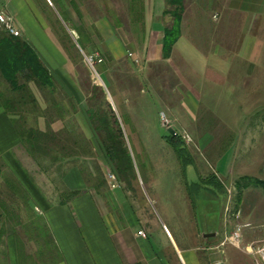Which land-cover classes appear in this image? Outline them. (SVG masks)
Returning a JSON list of instances; mask_svg holds the SVG:
<instances>
[{"label": "rangeland", "instance_id": "obj_1", "mask_svg": "<svg viewBox=\"0 0 264 264\" xmlns=\"http://www.w3.org/2000/svg\"><path fill=\"white\" fill-rule=\"evenodd\" d=\"M147 1L149 4L152 2ZM185 1L187 7L185 18L188 20L192 18L195 39H201L200 33L203 35L207 26L209 29L212 28L209 36L213 38L211 45L214 49L222 48L225 41L235 44L239 30L237 31L233 25L244 22L245 17L242 14L217 10L215 5L220 0ZM52 2L54 5L49 0H37L38 8L43 16L53 22L51 25L53 32L59 30V40L63 42L75 64L78 84L89 83V87L92 84L103 91L100 95L97 92L87 94L86 110L89 106L103 104L102 109L109 112V107L104 102L107 101L122 129V142L130 159H122L125 170L123 176L118 177L114 171L115 167L104 152L99 135L93 131V136L87 128L84 131L73 122L64 124L65 130L59 133L55 142L59 146L50 151V156H61V153H65L69 169L78 167L81 170L87 190H93L96 194L100 192L102 204L106 202L103 197L109 191L125 195L124 206L130 207V212L141 218L142 226L153 231L154 238L159 244L172 237L179 248L190 246L194 248L205 244L208 240L205 237L208 236L207 232H215L216 229L222 243L229 244L231 234L239 225H244L237 223V218L240 217L239 222L249 225L242 234L246 230L247 234L253 233L250 238L254 241L244 245L241 240L239 249L251 255L244 246L256 243L254 247H257L264 243V240L255 241L258 237L262 238L264 233V89L260 92L262 102L257 108L224 109L221 102L216 100L219 96V93H216L217 97L199 100L197 115H192V120L185 115L184 123L178 121L179 124H174L168 113L178 111L179 96L187 95L188 99L192 100V94L196 99L199 95L193 91L189 95L185 83L180 77L175 76L174 70L183 67L180 61L171 58L172 56H165L163 61L146 66L145 61L141 59L143 45L140 42L135 45L134 50L132 45H127L130 51L125 53L126 56L112 61L111 64L101 50L103 45L98 42L93 44L96 42L93 38L89 40V37H86L91 41L94 53L90 55L84 49L86 47L84 32H94V23L99 19L115 21L119 27L118 34L127 30L131 39L137 38L136 27H132L131 24L138 22L144 25L143 21L146 19H143L145 14L142 11V0H115V8L114 4L109 6V0L64 2L52 0ZM166 3L165 0V6ZM203 5L209 10L205 11ZM66 6L71 17L69 20L64 10ZM220 15L221 18L218 17ZM165 22L166 25L171 24L170 16L166 17ZM259 22L264 23V19ZM75 25L81 28L78 30L80 37L84 35L80 42L75 39L76 36L72 39L67 31L70 27H77ZM3 30L1 28L0 32ZM222 31L225 33L224 36ZM261 33L260 37L264 38V29ZM20 37L22 38V34ZM198 44L201 47H209L203 43ZM97 55L102 59L101 63L98 59L95 60ZM90 58L95 61L94 68L88 61ZM209 65L215 67L212 60ZM195 66L198 69L201 64L194 61L192 68L195 69ZM104 68L108 71H103ZM260 79L264 85L263 74ZM192 80L196 81L195 77H192ZM45 96L50 101L53 98L56 100V104L50 102L47 110L51 118L70 119L66 116L67 108L62 104L64 99L61 92H56L55 96L46 93ZM39 112V107L31 102L23 107L20 115L33 117ZM161 113L167 116L170 126H163ZM235 127L238 130L237 135L228 130ZM117 129L118 126L115 125L114 130ZM169 129L176 132L177 140L183 145L185 154L181 158L169 143L172 136L168 132ZM241 133L246 134L249 140H253L251 146L243 142L242 147ZM201 136L203 139L200 142ZM231 151L235 154L230 156ZM223 160L226 163L231 160L233 162L228 177L227 173H221L224 178L218 176L216 172L220 161ZM39 161L43 162L44 159L40 158ZM58 162L47 158L41 163L39 172L44 175L52 190L64 192ZM215 176L219 180L218 183ZM13 191L15 198L8 193L0 194V209L3 211L0 216V264L10 263L12 251L10 249L14 244L16 248L24 246L28 255L31 239L34 238V222L28 218L31 208L24 201L25 194L23 193V196L22 191L18 193L16 188H13ZM71 194L72 192L67 193ZM211 217L212 222L209 220Z\"/></svg>", "mask_w": 264, "mask_h": 264}, {"label": "crops", "instance_id": "obj_2", "mask_svg": "<svg viewBox=\"0 0 264 264\" xmlns=\"http://www.w3.org/2000/svg\"><path fill=\"white\" fill-rule=\"evenodd\" d=\"M49 2L53 4L52 0ZM217 2L215 5L217 10L240 13L245 20L240 25L236 23L233 25L237 31L239 30L235 44L225 41L226 45L223 43V47L216 50L211 45L213 38L209 36L212 28L205 26L203 35L200 33L201 39L194 38L192 18L191 20L185 18L187 12L185 1L181 35L170 56L180 61L179 63L183 66L175 69L174 73L185 83L186 92L190 95L193 91L199 95L198 100L193 94L192 100H189L187 95L179 96L178 111L168 113V117L174 124L184 123L185 115L192 120V115H197L199 100L217 97L216 93H219L216 100L221 102V107L224 109L232 107L254 109L262 102L260 92L264 89V85L260 77L264 75V38L260 36L264 23L259 21L264 19V0H220ZM112 4L115 8V0H109V6ZM141 5L145 14L143 19H146L143 21L144 25L138 22L131 24L132 27H136L137 38L131 39L127 30L118 34V24L104 19L96 20L94 32H84L85 36L80 37L78 30L81 28L77 25L75 26L78 28L70 27L67 30L68 34L72 36V39L76 36L75 39L79 42L84 36L86 42L84 49L90 55L94 53L89 41L91 38L96 41L93 44L97 42L102 44L101 50L109 64L126 56L125 53L130 51L127 45H132L133 50L136 49L135 45L138 42L143 45L141 59L145 61L146 66L161 62L164 58L162 48L164 31L171 25H166L165 22L164 12L167 9L165 0H152L150 4L147 0H142ZM203 7L205 11L209 10L206 5ZM64 10L67 13V20L71 19L67 6ZM0 13H5L14 19L22 38L32 46L43 64L58 81L54 87L57 92H61L64 99L62 104L64 108H67L66 116L70 118L67 119L68 121L65 117L54 118L51 121L47 110L52 100L45 96L47 90L44 94L33 83L29 84L35 98L32 104L38 106L40 112L33 117H21L20 114L9 113L5 106L9 87L0 77V194L8 193L15 198L13 188H16L18 193L22 191V195L25 194L23 197L25 203L31 208L28 218L34 222V238L31 239L30 253L27 255L24 246L19 249L14 244V247L10 249L12 251L9 264H26L23 257L26 255L30 257L28 264H254L253 256L241 251L231 242L222 243L216 228L215 232H207L208 236L205 237L208 240L205 244L194 248L192 246L179 248L172 237L159 244L154 238L153 231L142 226L141 218L132 214L130 207L124 206L126 205L125 195H117L109 191L103 197L106 200L105 207L102 204L100 192L96 194L93 190H87L81 170L78 167L69 169V161L65 153H61L58 160L61 186L65 191L52 190L44 175L39 172L41 163L46 159L43 158L44 161L41 162L30 154L29 146L23 139L19 125L24 124L27 130L38 129L59 135L65 130L66 122H73L84 131L87 128L94 136V128L85 106L86 96L95 92L100 95L102 89L97 86L98 90H95L92 84L89 87V83L78 84L75 64L64 48L63 42L59 40V30L57 29L56 33L53 32L51 28L53 22L41 14L37 0H0ZM218 17L221 18V15ZM81 26L85 28L84 25ZM220 28H222L221 25ZM224 34L222 31L223 36ZM86 37H89V40ZM198 43L209 45V47H201ZM211 60L215 67H209ZM194 61L201 64V67L192 68ZM103 71L108 70L104 68ZM192 77H195L196 81L192 80ZM204 83L209 85L205 86ZM228 130L237 135L236 127L228 128ZM240 137L242 147L244 144L251 146L253 140H249L248 136L246 138V134ZM202 139L203 136L199 137L200 142ZM232 154L235 152L231 151L230 156ZM220 162L216 169L217 175L223 177L221 173L224 172L228 177L232 171V160L228 163L224 160ZM68 192L72 194L67 195ZM2 212L0 209V216ZM212 217L209 219L210 222ZM218 218H216V225ZM239 219L240 217L237 218V223L246 224L239 222ZM140 231L146 233V238L138 235ZM246 231L242 238L244 245L254 241V239L251 240L253 233L247 234ZM262 235V238L258 237L255 241H263L264 233Z\"/></svg>", "mask_w": 264, "mask_h": 264}, {"label": "trees", "instance_id": "obj_3", "mask_svg": "<svg viewBox=\"0 0 264 264\" xmlns=\"http://www.w3.org/2000/svg\"><path fill=\"white\" fill-rule=\"evenodd\" d=\"M166 2L167 9L164 12V16H170L172 22L169 27L165 28L162 48L164 57H169L175 43L181 35V22L185 12V0H166ZM0 77L7 87H9V93H6L9 96H6L5 106L6 110L12 114H20L23 107L25 108L31 102H35V98L29 88V84L31 83L35 84L38 90L44 94L46 90V93H49L51 96H55L57 92L54 85L58 81L43 64L32 46L25 39L14 37L5 30L0 32ZM95 90H98V87H95ZM52 101L53 104H56L54 98ZM104 102L109 107V112L102 109L101 106L103 104H101V106H89L87 115L95 133L99 135L98 138L101 144H103L106 156L115 167L114 171L118 174V177H122L123 171L125 170L122 159L125 158L128 160L130 156L122 142L123 132L118 124L117 117L107 101ZM53 119L50 118L51 121ZM115 125L118 126L117 130H114ZM19 126L23 139L27 141L29 146L28 150L35 159L49 158L54 162L60 159V155L55 157L50 156V151L52 149L54 150L55 146H57L55 142L58 135L48 131L42 132L38 129L27 130L22 123ZM177 139L178 136H170L169 143L181 158L184 156L185 150ZM214 178L218 183V178L216 176ZM23 257L24 262L28 264L27 261L30 257L27 255Z\"/></svg>", "mask_w": 264, "mask_h": 264}, {"label": "built area", "instance_id": "obj_4", "mask_svg": "<svg viewBox=\"0 0 264 264\" xmlns=\"http://www.w3.org/2000/svg\"><path fill=\"white\" fill-rule=\"evenodd\" d=\"M0 26L10 35L14 37H20L21 33L20 31L16 28L14 19L5 13H0ZM131 56V55H130ZM98 59V62L101 63L102 59L99 58V55L96 56V59ZM89 63L91 66L94 68L95 66V61L93 59H88ZM160 119L164 127L170 126V121L167 118V116L164 113L160 114ZM112 179H115L114 176H111ZM248 224L244 225H239L236 230L231 234L229 241L237 246L238 248L241 246V240L243 238V230L245 228H248ZM140 237L146 238V233L144 231H140L138 233ZM256 243L244 246V248L254 257L255 259V264H264V243H261L257 247H254Z\"/></svg>", "mask_w": 264, "mask_h": 264}, {"label": "water", "instance_id": "obj_5", "mask_svg": "<svg viewBox=\"0 0 264 264\" xmlns=\"http://www.w3.org/2000/svg\"><path fill=\"white\" fill-rule=\"evenodd\" d=\"M168 132H169L172 136H175V135H176V132H175L173 129H169Z\"/></svg>", "mask_w": 264, "mask_h": 264}]
</instances>
